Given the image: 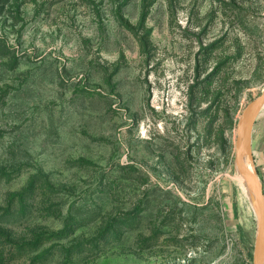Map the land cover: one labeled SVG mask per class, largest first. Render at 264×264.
I'll use <instances>...</instances> for the list:
<instances>
[{"label":"rangeland","instance_id":"374dc122","mask_svg":"<svg viewBox=\"0 0 264 264\" xmlns=\"http://www.w3.org/2000/svg\"><path fill=\"white\" fill-rule=\"evenodd\" d=\"M263 90L264 0H0V264H254Z\"/></svg>","mask_w":264,"mask_h":264},{"label":"water","instance_id":"95a60500","mask_svg":"<svg viewBox=\"0 0 264 264\" xmlns=\"http://www.w3.org/2000/svg\"><path fill=\"white\" fill-rule=\"evenodd\" d=\"M264 90L243 112L237 125L236 165L239 172L250 181L256 202V217L258 222L255 245L254 264H264V183L246 161L244 147L246 143L251 146L252 136L256 122L263 111ZM246 127V128H245Z\"/></svg>","mask_w":264,"mask_h":264},{"label":"bare ground","instance_id":"6f19581e","mask_svg":"<svg viewBox=\"0 0 264 264\" xmlns=\"http://www.w3.org/2000/svg\"><path fill=\"white\" fill-rule=\"evenodd\" d=\"M264 110V107H263ZM264 112V111H263ZM246 128V127H245ZM244 151H245V158L247 161V164L255 170V165L253 163L252 157H251V150H250V144L246 143L245 147H244ZM256 171V170H255ZM238 172V186L240 188V190L245 194L246 197H249L252 201H253V210L256 214V202H255V197H254V191H253V187L252 184L250 183V181L248 179H246L237 169ZM257 172V171H256ZM258 174V173H257ZM236 177V176H235ZM260 177V176H259ZM261 178V177H260ZM244 200V199H243ZM252 205V204H251Z\"/></svg>","mask_w":264,"mask_h":264}]
</instances>
